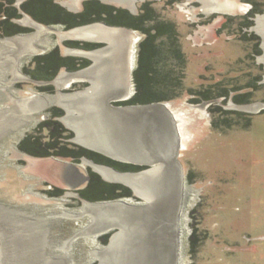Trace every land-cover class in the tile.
Returning <instances> with one entry per match:
<instances>
[{
  "label": "rangeland",
  "instance_id": "374dc122",
  "mask_svg": "<svg viewBox=\"0 0 264 264\" xmlns=\"http://www.w3.org/2000/svg\"><path fill=\"white\" fill-rule=\"evenodd\" d=\"M103 1L111 3V0ZM217 1L210 0L215 4ZM222 1L221 4L228 3ZM89 2L124 11L129 16L148 15L151 21L147 27L169 25L172 40L168 44L181 53L179 65L184 66V76L175 91L177 99L158 102L168 103L174 114H182L176 119L182 120V124H178L183 139L179 161L185 171L187 194L181 222L179 264H264V108L250 113L233 107L264 104V41L254 29L257 17L264 15V0H230L231 12L209 14L196 0L192 3L147 0L138 3L136 13L98 0ZM186 4H192L194 11L183 9ZM241 4H249L251 9L244 13L245 7H240ZM46 14L54 19L52 12ZM112 21L118 23L123 19ZM55 29L56 34L49 32L43 36L45 54L26 56L19 63V71L26 70L31 82L49 84L48 91L38 88L39 92L48 94L57 90L51 85L56 75L50 76L49 71L55 68L58 59L73 57L63 51L68 47L65 41L69 40L58 44V30L63 29ZM132 31L139 41L137 70L141 43L146 36L135 29ZM0 42L3 45L4 41ZM162 50L166 69L174 71L176 62L165 53L166 45ZM42 61L45 66L41 65ZM161 67L156 65L158 70ZM14 70L16 65L11 61L0 68V111L16 106L17 97L25 98L30 87L36 88L33 83L22 87L12 84ZM135 70L131 74L134 94L137 93ZM176 73L180 74L178 70ZM48 76L53 78L47 80ZM77 84L80 86L71 90L85 86ZM155 92L158 93L157 89ZM220 94H227L226 100L220 98ZM205 103L207 107L198 109ZM55 105L52 103L53 107L41 114L14 111L17 114L14 122L0 132L1 264H44L49 258L66 264H96L94 249L108 246L109 234L81 235V231L91 226L92 217L87 215L77 220L64 213H78L85 202H98L79 194L92 182L117 183L105 181L96 169L82 168L89 181L75 191V196L67 197L61 187L64 185L59 186L52 180L59 181L64 176L55 158L81 164L74 154L84 149L70 142L74 134L62 121L64 110ZM51 126L55 128L51 130ZM35 162L49 164L39 171L37 165L33 166ZM117 196L113 200L122 198ZM114 234L112 231L111 235Z\"/></svg>",
  "mask_w": 264,
  "mask_h": 264
},
{
  "label": "bare ground",
  "instance_id": "6f19581e",
  "mask_svg": "<svg viewBox=\"0 0 264 264\" xmlns=\"http://www.w3.org/2000/svg\"><path fill=\"white\" fill-rule=\"evenodd\" d=\"M71 1L79 2V0ZM113 1L126 3L129 0ZM231 8V5L225 3L215 4L206 0L202 10L209 14L231 12ZM255 30L264 38V16H258ZM69 36L79 39L107 40L111 46L101 55L95 54L96 65L90 71L77 74L65 73L57 79V85H66L73 80L88 78L94 86L92 94L59 97L58 104L67 110L65 123L77 132L78 142L101 150L100 152L106 153L102 154L108 157L135 162L145 161L147 164L142 165H149L147 167L149 171L135 177L129 176L127 178L129 180L126 181L137 191L141 190L147 199L145 205L132 207L122 201L85 203L80 212H65L64 215L77 220L87 215L92 217L91 226L81 231V235L84 236L91 234L101 236L105 231L120 230L114 235L109 246L104 249H94L93 254L97 256L99 264H179L180 233L183 230L180 228V215L184 203L185 174L183 165L179 161L183 139L178 124H182V120H177L176 117L182 114H174L168 103L124 108H115L110 102L107 104L108 99L119 93L118 91L125 88L128 93L130 89L131 71L126 68L123 60L132 47H130L132 37L129 32L123 30L114 32L106 25L96 24L76 29ZM16 45H18L16 53L26 49L33 51L35 48L27 44V40L16 41ZM17 56L13 53H5L0 48V66L9 59L17 61ZM15 77H18L17 73ZM16 102V106L7 111H0V132L10 127L18 111L33 114L44 107L42 102L48 103L38 96ZM207 106L208 103H205L198 109L202 110ZM258 107L261 108V106L235 108L256 113L254 111ZM14 111H17V114ZM156 163L161 165L150 170ZM36 165L40 171L43 168L45 170L48 164L33 163V166ZM57 165H60L64 176L62 180L58 181L55 178L52 180L60 186L64 185L63 187L69 190H76L86 182L87 177L77 166L65 163H57ZM93 167L107 180L122 185L125 183L123 179L127 175L123 174V178L107 167L95 164ZM135 193L140 197L137 192ZM18 230L17 228V232ZM98 238L94 241L98 242ZM1 242L3 243L2 239ZM9 255L11 256V253ZM43 263L66 264L55 258H49Z\"/></svg>",
  "mask_w": 264,
  "mask_h": 264
},
{
  "label": "flooded vegetation",
  "instance_id": "af4514ba",
  "mask_svg": "<svg viewBox=\"0 0 264 264\" xmlns=\"http://www.w3.org/2000/svg\"><path fill=\"white\" fill-rule=\"evenodd\" d=\"M89 1H91V0H79V2H75V1H71V0H49L48 2H46L44 0H0V40L4 41L3 45H1L2 43L0 42V48L3 49L4 52L8 53V54L13 53V54H16V56L19 54L17 56V61H15L14 59H9L5 64L1 65L0 68L2 66H5L10 61L14 62L16 65V70L13 71L14 79L12 80V84L17 85L18 87H22L21 85H25V84H29V83L35 84L36 88L30 87L28 89V91H26L27 97H25V98H21V97L18 98L17 97V100H25V99H28L30 97L38 96V97H41L43 100L48 102V103L42 102L44 107L40 111H36L33 114L44 113L46 110H49L51 107H53L52 103L56 104L55 106L60 107L64 110L65 115L63 116L62 121L66 125V127L69 130H71L74 134L73 137L71 138L70 142L76 143L84 149H81V151L79 153L74 154L76 158H80L79 160L81 161V164H74L68 160L59 159V158H55L54 161H56L57 163H65V164L77 166L83 174H84V172L82 171L83 170L82 168L90 167L93 170H95L93 167V164H95L97 166L107 167V168L111 169L113 172H115L116 174H118L119 176H122L123 174L127 175L125 178L122 176L124 178L123 181L125 182L123 185L126 186L124 189H126V190L124 192H118L119 195H122V198L118 199V200H109L107 202L122 201L123 203H125L127 205H132V207L133 206L140 207V206H143L147 203V200H145L146 197L142 194L141 190L137 191L132 186V184H129L126 181L129 180V179H127V178H129V176L135 177L137 175L148 173L149 170H147V168L143 170L141 167H137V166L133 167V166H129L127 164L119 163V162L116 163L112 160L105 158L102 155H99V154H98L99 155L98 157L93 156L92 154H85V153L80 154L82 151H86V152L90 153L91 151H88L87 149H91V150L97 151L99 153H104V152H100L101 150H98L96 148L94 149V147H90V146L85 145V144L78 142L76 140L78 137L77 132L75 130H73L72 128H70L64 121V118L67 116L66 108L57 104L59 97L62 95H74V94L80 95V94H85V93H89V94L93 93L92 90H93L94 86L92 84V81L89 80L88 78L73 80L70 82L71 84L69 86H65V85L59 86L56 84V81L61 75L65 74V73L66 74H77V73H81L84 71H90L96 65L95 54H97L99 56V54L101 55V53L104 52V50L106 51L111 46L110 43L106 40H96V39L93 40V39H81V38L79 39L77 37L69 36L70 34H72V31H74L76 29H79L82 27H88V26H92V25H96V24L106 25L108 27V29L114 30V32L123 30L124 32L130 33V35L132 37L131 38L132 42L130 44V47L131 46L132 47L130 48L128 55L126 57H123V60L126 64V68L127 69L129 68L131 71L130 81H129L130 82L129 83L130 89H129V92L126 93L127 90L124 88L122 91H118L119 93L115 94L112 98L129 97V96L132 97L133 93H134L133 80L131 79V74L133 73V71L135 70V67H136L137 44L139 42L138 39L135 40V33L132 31V30H134V28H131L130 26H128L129 25L128 21H126L124 19H123V21L118 22V24H116V25H120V26H111L112 23H114V21H112V20H117V18L115 19L114 15H108L105 13L100 14V15L96 14V13H92L89 10V8H92L96 4L89 2ZM98 1H100L106 5L117 6L121 9H126L129 12L136 13V12H138V3L139 2H146L147 0H129L126 3L113 2V0H111V3L105 2L103 0H98ZM187 1H188V3H192L195 0H187ZM196 1L200 5H202V8L204 6V3L206 2V0H196ZM217 2L221 3L223 1L218 0ZM227 2H228V3H226L227 5H230V3L233 4L232 2H230V0L229 1L227 0ZM114 4H118V5H114ZM59 6H61L60 8L67 10L66 11L67 13L64 12L65 14L59 15L56 12H52V10H50L51 8H57V7L59 8ZM243 6L245 7L244 13L248 12L251 9V6L249 4H247V5L241 4L240 5V7H243ZM182 7H183V9H187L188 11H194L192 8L193 7L192 4L191 5L186 4V5H183ZM241 10L242 9H240V11ZM49 11L53 13L54 19H52L51 16H49L48 14H46ZM213 13H219V12H213ZM133 16H135V15H133ZM259 16H264V15H259ZM50 20H52V22H50ZM104 22L111 24V25H108ZM47 23H52V24L56 23L58 25H55V26L45 25ZM61 24H63L64 27H62ZM55 28H62L63 29L60 31L58 30V38H59L58 44H61L62 40H72V41H77V42L80 41V42L79 43H73V42L70 43L69 41H65L64 45H67L68 47H66V48L64 47L63 51L67 55H70L73 57H70V58L64 57L63 58V62L60 64L61 71L58 72V70L56 71L55 69H53V71H49V73L53 74V76L56 75L55 79L52 80L51 85H54L57 90H56V92L53 91L54 94H48V93L39 92L38 88H42L41 90L48 91L49 89H51L49 84H47V82H45V81L31 82L29 75L25 74L26 70L21 69L19 71V68H20L19 63L26 56H29V55L37 56V55L45 54L46 48H44L45 43L43 40V36L49 32H53L54 34H56L55 31H57V29H55ZM254 29H255V27H254ZM260 37H262V36L260 35ZM19 40H27V44H31L35 48L33 49V51H30V49H26V50H22V51L19 50V52L16 53V50H17L18 45H19V44L16 45V41H19ZM83 41L89 42V43H104V44L103 45H91V44H87V43H85V44L81 43ZM263 41H264V38H263ZM80 56H85L88 59H92V61H89L87 58L80 57ZM68 70H71V71H68ZM16 73L18 75L17 78L15 77ZM52 78L53 77L48 76L47 80L52 79ZM77 83L84 84L85 86L81 89L73 88L71 90L72 87L80 86ZM16 93L17 94L20 93V90L16 91ZM135 96H136V94H134L133 100L130 103H127L128 105H140V104H137L136 100H138V99H136ZM112 98L108 99L107 104H108V102H110V100ZM116 105H122V104H116ZM201 106H203V105H201ZM247 106H261V108L258 107V109H256L254 112H257L258 110H261L264 107V105L262 103H256V104H251V105H247ZM235 107H240V106H235ZM242 107H245V106H242ZM115 108H118V107H115ZM122 108H124V107H122ZM236 109L243 111V110L238 109V108H236ZM247 112H251V111H247ZM33 114L29 113L28 115H33ZM85 148H87V149H85ZM182 149H183V147H182ZM91 153H93V152H91ZM93 154H97V153H93ZM104 154H106V153H104ZM111 158L116 159L118 161L136 164V165L147 164L145 161H137V162L127 161V160H121L119 158L117 159V158H114L112 156H111ZM37 159H41V158H37ZM43 159H47L49 161L52 160L51 158H43ZM158 165H161V164L160 163L153 164L152 169H150V170L155 169ZM115 168L118 169V171ZM141 170H143V171H141ZM95 172L98 173L96 170H95ZM123 172H129V173H123ZM130 172H132V173H130ZM84 175L87 177L86 174H84ZM99 175L105 181H107L109 183H117V182L112 181V180L111 181L106 180L101 174H99ZM93 180H94V178H93ZM117 184H119V183H117ZM61 187L65 191L64 195L67 197L75 196L76 195L75 191L80 189V188H78L76 190H69L63 186H61ZM129 187L132 188L134 192H137L138 195H140V197H142V198L136 199V197L134 196L133 192L129 189ZM91 190L92 189L88 187L85 190L79 191V194H81L84 198L88 199L87 196H91V194H92ZM127 191L129 194H125ZM57 192H59V191H57ZM183 193H184L183 200L185 203L186 194H187L186 180L184 182V192ZM87 202H90V201H87ZM98 202H106V201H98ZM91 203H94V202H91ZM184 203H183V208H184ZM183 208L181 210V215H180V228H181V222H182ZM112 231H115V234L120 232L119 229H115V230H111L108 233L109 234L108 235L109 236L108 246L110 245V243H111V241L115 235V234L111 235ZM103 235L105 236V234H103ZM103 235H101V236H103ZM180 246H181V241H180ZM180 246H179V252H180ZM97 262L98 261H95L96 264H97Z\"/></svg>",
  "mask_w": 264,
  "mask_h": 264
},
{
  "label": "trees",
  "instance_id": "16d2710c",
  "mask_svg": "<svg viewBox=\"0 0 264 264\" xmlns=\"http://www.w3.org/2000/svg\"><path fill=\"white\" fill-rule=\"evenodd\" d=\"M52 12H56L59 15L65 14L64 11L60 8H51ZM89 10L92 13L96 14H108V15H114L115 19H124L128 21L131 28H134L135 30L139 32H143L145 34V40L141 43V49H140V55H139V67L137 70H135V81L137 84V93L135 98L138 99L137 104H149V103H158V102H166L170 100L177 99L176 90L178 88V82L182 81L181 76H184V66L179 65L181 64V53L178 52L179 50H173L170 46V43L168 44V41L170 42L171 34H169V25H154L153 27H147V25L150 23V19L148 15L143 16H129L126 12L114 9L112 7H108L105 5H99L96 4L92 8H89ZM84 22V21H83ZM113 25H116L118 23H112ZM121 24V23H120ZM167 26V27H166ZM169 29V30H168ZM165 41V42H164ZM159 43L158 45H156ZM166 45V51L165 53L168 55V57L171 59V61L176 62L174 71L166 69V62L164 64V60L162 53L164 52V49ZM157 49V51H156ZM44 60V59H43ZM42 66H45V61H42ZM63 62V59H58V64L55 66L56 71L59 69L60 64ZM156 65L162 66L161 68L156 69ZM178 68V69H177ZM176 70H178L179 73H176ZM52 73V72H51ZM53 76V74H51ZM157 89L158 93L155 92ZM157 94H160L159 96ZM207 99H212L211 97H207ZM220 98H223L226 100L227 94H220ZM233 126V125H232ZM55 127L51 126V130H53ZM61 130V133H64L65 131L63 129ZM60 133V134H61ZM25 151L27 149H24ZM92 154L93 156L98 157V154L88 153L86 151H82L80 154ZM101 157V156H100ZM95 175H93L94 177ZM98 186V188L95 187V190L93 189V186ZM93 187V188H92ZM89 188L92 190L91 196H87L89 200H113L117 199L118 192H124L126 189L122 188L120 185H112L107 183H102L100 181H96V183L92 182L90 184ZM90 190V189H89ZM95 194V195H94ZM125 194H129L128 191ZM122 197V195H119ZM98 203V202H96Z\"/></svg>",
  "mask_w": 264,
  "mask_h": 264
},
{
  "label": "water",
  "instance_id": "95a60500",
  "mask_svg": "<svg viewBox=\"0 0 264 264\" xmlns=\"http://www.w3.org/2000/svg\"><path fill=\"white\" fill-rule=\"evenodd\" d=\"M69 42L71 43V42H73V43H79L80 41H70L69 40ZM81 43H87V44H91V45H103L104 43H89V42H81ZM80 57H84V58H87V57H85V56H80ZM88 59V58H87ZM89 61H92V59H88ZM133 96H134V93H133ZM133 96L132 97H116V98H112L111 100H110V103L114 106V104H124V106H115V107H118V108H122V107H133V106H144V105H155V104H158V105H164L163 103H149V104H140V105H128L127 103H130L132 100H133ZM210 104V103H209ZM263 109V108H262ZM259 112V111H258ZM257 113V112H256ZM85 149H87V148H85ZM88 151H91V152H93V153H97V154H99V155H102V156H104L105 158H107V159H109V160H112V161H114V162H119V163H123V164H127V165H129V166H133V167H141L143 170L144 169H146L149 165H136V164H131V163H126V162H122V161H118V160H116V159H113V158H111V157H108V156H106V155H104V154H102V153H99V152H97V151H94V150H91V149H87ZM182 164V163H181ZM143 170H141V171H143ZM118 171V170H117ZM123 173H129V172H123ZM130 173H132V172H130ZM184 173H185V171H184ZM185 180H186V178H185ZM87 181H89V177L87 176V180H86V182ZM114 184H116V183H114ZM117 185V184H116ZM119 185H121V184H119ZM125 186V185H124ZM126 187V186H125ZM129 189L133 192V194H134V196L136 197V199H140V197H138L137 195H136V193L133 191V189L132 188H130L129 187ZM111 230H109V231H105L103 234H108L109 232H110ZM102 234V235H103Z\"/></svg>",
  "mask_w": 264,
  "mask_h": 264
}]
</instances>
